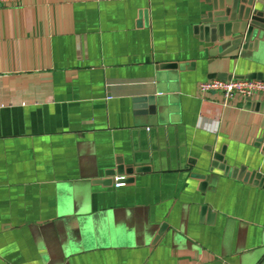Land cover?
I'll return each instance as SVG.
<instances>
[{
    "label": "crops",
    "instance_id": "crops-1",
    "mask_svg": "<svg viewBox=\"0 0 264 264\" xmlns=\"http://www.w3.org/2000/svg\"><path fill=\"white\" fill-rule=\"evenodd\" d=\"M214 1L0 6V264H264V188L212 166L264 176V99L199 90L264 49L223 60Z\"/></svg>",
    "mask_w": 264,
    "mask_h": 264
},
{
    "label": "water",
    "instance_id": "water-1",
    "mask_svg": "<svg viewBox=\"0 0 264 264\" xmlns=\"http://www.w3.org/2000/svg\"><path fill=\"white\" fill-rule=\"evenodd\" d=\"M211 14L204 23L207 27L201 32L206 33L213 43H222L219 51L223 60L233 59V54L238 51L248 53L264 49V0H215ZM218 78L225 80L226 74H220ZM241 79L264 81V75L254 74ZM262 143L264 141L259 143L260 147ZM224 156L220 154L215 157L213 171L220 169L227 177L245 179L250 184L264 188L262 174L254 172L248 176L245 169L231 170ZM121 173L133 175L135 171L124 169Z\"/></svg>",
    "mask_w": 264,
    "mask_h": 264
},
{
    "label": "built area",
    "instance_id": "built-area-1",
    "mask_svg": "<svg viewBox=\"0 0 264 264\" xmlns=\"http://www.w3.org/2000/svg\"><path fill=\"white\" fill-rule=\"evenodd\" d=\"M22 0H0V6L7 3H20ZM199 90L202 96L219 94L226 101H230L235 97L242 100L250 101L257 98L264 99V81L235 79L230 81L211 80L201 83ZM129 184V179L126 175H119L114 179V187H125Z\"/></svg>",
    "mask_w": 264,
    "mask_h": 264
}]
</instances>
